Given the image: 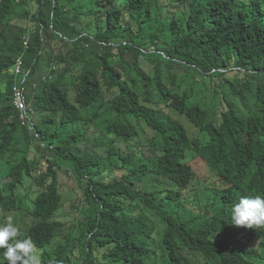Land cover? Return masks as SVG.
<instances>
[{
    "label": "trees",
    "instance_id": "obj_1",
    "mask_svg": "<svg viewBox=\"0 0 264 264\" xmlns=\"http://www.w3.org/2000/svg\"><path fill=\"white\" fill-rule=\"evenodd\" d=\"M247 2L0 0V71L23 55L40 116L20 126L8 81L0 223L11 214L43 264H264V227L231 224L241 196L264 197V10ZM131 143L149 154L113 150ZM190 159L218 184L192 188ZM59 173L83 198L77 223Z\"/></svg>",
    "mask_w": 264,
    "mask_h": 264
},
{
    "label": "clouds",
    "instance_id": "obj_2",
    "mask_svg": "<svg viewBox=\"0 0 264 264\" xmlns=\"http://www.w3.org/2000/svg\"><path fill=\"white\" fill-rule=\"evenodd\" d=\"M252 3H259L264 10V0H248L247 2V4ZM28 42L29 37H25L23 39L24 51L28 49ZM50 70L55 71V67H50L49 71ZM31 76L32 67L27 66L26 62L24 61L23 55L17 57L16 59H12L7 64V66L3 67V69L0 71V92H6L7 83L8 81H10L11 87L9 107L13 108L14 112L17 114L20 126L26 128L30 134L33 133V130H35V125L40 124V116L32 108V99L27 88V83L30 81ZM42 80H45V77H43ZM3 106L5 108L7 107L5 104H3ZM94 112L95 111H93L91 115ZM113 150L119 151L126 158H130L141 153L149 154L148 151H146L141 146H137L136 143H131L130 147L122 144L114 148ZM105 151L110 152L111 148L109 147L105 149ZM43 162L47 164L46 161ZM190 162L192 163V159H190ZM42 168L44 170L43 166ZM55 171H57V169H55ZM58 172L59 170L57 171V173ZM210 173L212 172L209 171V174ZM68 175L71 174L69 173ZM149 176L152 180H155L152 175ZM214 176L215 175L212 174L210 177ZM0 184H3L2 187L0 185V188L3 189L5 183L3 181H0ZM156 186H158L157 181ZM164 186L167 188H171L169 185ZM192 195L193 194L190 193L188 187L181 189V198L182 200L186 199L188 204L195 198L194 197L192 199ZM153 218L154 220L157 219L155 217ZM157 223L159 222H156V224ZM231 224L238 228L247 229L264 227V197H261L259 195L254 197L247 195L241 196L239 198V201L237 203H234L231 207ZM25 234L26 232L20 233L18 226L14 223V217L11 214L7 215L5 221L3 220V223H0V249L4 250L0 252V264H5V262L6 264H43L45 262L44 257L48 256V252L46 251V249L36 247L32 239L30 237H27ZM59 236L60 232L58 233L56 241L61 240ZM54 242L55 241H53V243ZM155 245L157 246V248L160 247L158 246L159 241H156Z\"/></svg>",
    "mask_w": 264,
    "mask_h": 264
},
{
    "label": "rangeland",
    "instance_id": "obj_3",
    "mask_svg": "<svg viewBox=\"0 0 264 264\" xmlns=\"http://www.w3.org/2000/svg\"><path fill=\"white\" fill-rule=\"evenodd\" d=\"M188 126H189L191 133H193V134L196 133L195 128L191 127L190 125H188ZM29 152L31 153V155L33 157H36L38 151L35 148L31 147ZM192 165L194 166V168L196 169L197 174H198L197 180H194L192 188L198 189V188L202 187V189H203V187L205 185H207L208 183L218 184L214 178H212V177L207 178L209 176V174H208V172L205 168V165L202 161H200L199 159H195L192 161ZM42 166L44 167V171H45L47 164L45 162H43ZM59 176H60V183L62 185V188L64 190V194H65V202H64L63 211L66 214L72 215V217L70 218L71 221L77 223L78 219H79L78 217H80L79 216V210L77 208L81 207V205H82L81 200L83 199L82 196L78 195V193H77V189L79 187H78L77 183L73 180L74 178L71 175L59 173ZM0 185H1V187L3 186V184H0ZM199 195L197 197H199ZM197 197L195 196V198L189 202L188 205L190 207H192V208L197 207ZM154 222L156 223L159 221H158V219H155ZM66 229L68 230L67 227H66ZM71 229L73 230V228H71ZM155 248H157V246Z\"/></svg>",
    "mask_w": 264,
    "mask_h": 264
}]
</instances>
